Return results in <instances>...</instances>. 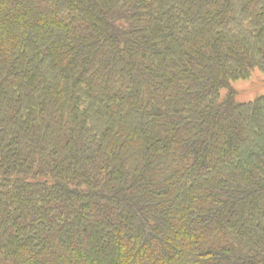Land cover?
<instances>
[{"label":"trees","instance_id":"trees-1","mask_svg":"<svg viewBox=\"0 0 264 264\" xmlns=\"http://www.w3.org/2000/svg\"><path fill=\"white\" fill-rule=\"evenodd\" d=\"M255 71L264 0H0V264H264Z\"/></svg>","mask_w":264,"mask_h":264},{"label":"rangeland","instance_id":"rangeland-1","mask_svg":"<svg viewBox=\"0 0 264 264\" xmlns=\"http://www.w3.org/2000/svg\"><path fill=\"white\" fill-rule=\"evenodd\" d=\"M232 88L241 100L252 99L264 94V72L255 71L246 79H238L232 83ZM227 92V90H222V96H225Z\"/></svg>","mask_w":264,"mask_h":264}]
</instances>
